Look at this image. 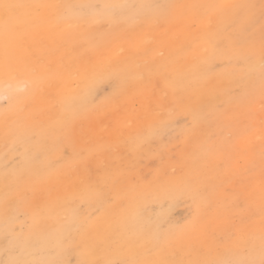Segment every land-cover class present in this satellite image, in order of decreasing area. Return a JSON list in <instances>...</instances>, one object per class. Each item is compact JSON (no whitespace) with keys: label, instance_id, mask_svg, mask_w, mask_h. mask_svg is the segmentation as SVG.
<instances>
[{"label":"rangeland","instance_id":"374dc122","mask_svg":"<svg viewBox=\"0 0 264 264\" xmlns=\"http://www.w3.org/2000/svg\"><path fill=\"white\" fill-rule=\"evenodd\" d=\"M0 11V264L264 261V0Z\"/></svg>","mask_w":264,"mask_h":264},{"label":"bare ground","instance_id":"6f19581e","mask_svg":"<svg viewBox=\"0 0 264 264\" xmlns=\"http://www.w3.org/2000/svg\"><path fill=\"white\" fill-rule=\"evenodd\" d=\"M58 1H60V0H58ZM63 3H64V2H63ZM124 3H125V2H124ZM9 4H10V3H9ZM104 4H105V3H104ZM104 4H103V6H104ZM3 5H4V4H3ZM10 5H11V4H10ZM53 5H54V4L51 5V8L53 7ZM64 6H65V5H64ZM55 7H56V6H55ZM91 8H92V7H91ZM37 9H38V8H37ZM94 10H95V9H94ZM94 10H93V11H94ZM9 11H10V10H9ZM0 12H1V11H0ZM47 12H48V10H47ZM56 12H57V11H56ZM3 13H4V12H3ZM3 13H2V14H3ZM64 13H65V12H64ZM82 13H83V12H82ZM4 14H6V13H4ZM4 14H3V15H4ZM51 14H52V13H51ZM61 14H63V13H61ZM90 14H91V13H90ZM52 15H53V14H52ZM5 16H6V15H5ZM54 16H55V15H54ZM95 16H96V15H95ZM1 17H2V15H1ZM62 17H63V16H62ZM68 17H69V16H68ZM70 17H72V16H70ZM87 17H88V15H87ZM63 18H64V17H63ZM99 18H100V17H99ZM101 18H102V16H101ZM101 18H100V19H101ZM87 19H88V18H87ZM153 19H154V18H153ZM8 20H9V19H8ZM122 20H123V19H122ZM154 20H155V19H154ZM156 20H157V19H156ZM84 21H85V20H84ZM93 21H94V22H93ZM125 21H126V20H125ZM157 21H158V20H157ZM67 22H68V21H67ZM92 22H93V24H94V23H95V20H92ZM110 22H111V21H110ZM117 22H118V21H117ZM75 23H76V22H75ZM107 23L110 24L109 22H107ZM63 24H65V23L63 22ZM97 24H98V23H96V25H97ZM99 24H101V22H100ZM99 24H98V25H99ZM105 24H106V23H105ZM105 24H104V25H105ZM111 24H112V23H111ZM22 25H23V24H22ZM46 25H47V24H46ZM46 25H45V28H46ZM102 25H103V24H101V26H102ZM124 25H125V24H124ZM124 25L122 24L123 28H124ZM48 26H49V24H48ZM48 26H47V28H48ZM53 26H55L54 28L56 29V28L58 27V24H57V25L54 24ZM56 26H57V27H56ZM120 26H121V24H120ZM127 26H128V25H127ZM140 26H141V25H140ZM140 26H139V27H140ZM69 27H70V26H69ZM103 27H104V26H103ZM109 27H110V26H109ZM112 27H113V26H112ZM112 27H111V28H112ZM117 27H118V26H117ZM45 28H44V29H45ZM67 28H68V26H67ZM67 28H65L64 30H65V31H69V30H67ZM72 28H73V26H72ZM76 28H77V27H76ZM111 28H110V29H111ZM114 28H115V26H114ZM121 28H122V27H121ZM123 28H122V29H123ZM49 29H51V28L49 27ZM55 29H54V30H55ZM60 29H61V27H60ZM68 29H69V28H68ZM70 29H71V28H70ZM46 30H48V29H45V33L47 32ZM51 30H52V29H51ZM73 30H74V29H73ZM80 30L82 31V29H80ZM103 30H104V29H103ZM114 30H115V29H114ZM129 30H130V29H129ZM41 31H44V30H41ZM84 31H85V30H84ZM132 31H133V30H131V32H132ZM49 32H50V31H48V33H49ZM63 32H64V31H63ZM74 32H78V30L76 31V29H75ZM126 32H127V34H128V33H131L130 31L128 32L127 30H126ZM38 33H39V35H41V34H40V31H38ZM41 33H43V32H41ZM45 33H43V35H44ZM50 33H51V32H50ZM55 33H57V35L59 36L58 33L61 34V31H60V32H59V31H58V32L55 31L54 34H55ZM79 33L81 34V32H79ZM52 34H53V32L51 33V35H49V39H50V40L52 39V38H51V37H52ZM43 35H42L41 39H42V40H46L45 38L43 39ZM57 35H56V36H57ZM74 35H75V34H74ZM119 35H120V34H119ZM129 35H130V34H129ZM56 36H55V39H57V37H58V36H57V37H56ZM85 36H86V35H85ZM85 36H84V38H85ZM109 36H111V35H109ZM45 37H47V36H45ZM80 37H81V35H80ZM95 37H96V36H95ZM135 37H136V34H135ZM59 38H62V37L60 36ZM150 38H151V37H150ZM150 38H149V39H150ZM49 39H48V41H49ZM85 39H86V38H85ZM94 39H95V38H94ZM149 39H148V40H149ZM38 40H39V39H38ZM57 40H58V39H57ZM59 40H60V39H59ZM59 40H58V41H59ZM135 40H136V38H135ZM39 41H41V40H39ZM44 42H45V41L40 42V43H44ZM50 42H52V41H50ZM55 42H56V41H55ZM55 42H52V44H54ZM113 42H114V41H113ZM128 42H129V41H128ZM59 43H60V41H59ZM81 44H82V43H81ZM129 44H130V43H129ZM79 45H80V43H79ZM83 45H84V43H83ZM83 45H82V46H83ZM105 45H106V44H105ZM118 45H120V44H118ZM122 45L124 46L125 44H122ZM223 45H224V44H223ZM47 46H48V45H47ZM71 46H75V45H71V44H70V48H72ZM98 46H99V45H98ZM139 46H140V45H139ZM204 46H206V45H204ZM35 47H36V46H35ZM78 47L80 48L81 46H78ZM87 48H88V47H87ZM90 48H92V47H90ZM95 48H96V47H95ZM99 48H100V47H99ZM103 48H105V47H103ZM148 48H149V47H148ZM67 49H69V47H68ZM123 49H124V47H123ZM158 49H159V48H158ZM206 49H207V48L205 47V50H204V51H206ZM116 50H117V49H116ZM118 50H119V49H118ZM142 50H143V49H142ZM67 51H68V50H67ZM69 51H70V50H69ZM69 51H68V52H69ZM143 51H144V50H143ZM112 52H113V51H112ZM144 52H147V51L145 50ZM113 53H114V52H113ZM63 54H64V53H63ZM66 54H67V53H66ZM105 54H106V53H105ZM82 55H84V54H81V56H82ZM87 55H88V53H87ZM90 55H92V54H90ZM90 55H89V57H92V56H90ZM114 55H115V54H113L112 56H114ZM131 55H132V53H131ZM60 56H61V55H60ZM60 56H59V57H60ZM67 56H68V57L70 56L69 53L67 54ZM85 56H86V55H85ZM100 56H101V55H100ZM100 56L98 55V58H100ZM115 56H117V54H116ZM59 57H58V58H59ZM63 57H64V56H63ZM63 57H62V58H63ZM68 57H65V58H68ZM102 57H103V56H102ZM125 57H126V56H125ZM125 57H124V58H125ZM127 57H128V56H127ZM139 57H140V56H139ZM65 58H64V61H65ZM85 58H86V57H85ZM98 58H97V59H98ZM106 58H107V57H106ZM88 59L91 60L92 58H88ZM88 59H87V60H88ZM5 60H6V58H5ZM56 60H57V61H55V62L58 63V60L61 61L62 59L59 58V59H56ZM77 60H78V58H77ZM107 60H109V59H107ZM110 60H111V58H110ZM110 60H109V61H110ZM137 60H139V59H137ZM66 61H67V59H66ZM70 61H72V60H70ZM73 61H76V60H73ZM73 61H72V62H73ZM85 61H86V59H85ZM121 61H122V60H121ZM123 61H125V60L123 59ZM38 62H39V61H38ZM55 62L52 63V64H53L52 66H54V65L56 64ZM62 62H63V61H62ZM62 62H61V63H62ZM115 62H116V64L118 63L117 61H115ZM115 62H114V63H115ZM136 62H137V61L134 60L133 64H134V63L136 64ZM11 63H12V62H11ZM59 63H60V62H59ZM59 63H58V64H59ZM69 63H70V62H69ZM69 63H68V64H69ZM139 63H140V62H139ZM49 64H50V63H49ZM62 64H63V63H62ZM84 64H87V63L85 62ZM98 64H99V63H98ZM98 64H95L94 66L96 67V65H98ZM69 65H70V64H69ZM72 65H73V67H74V64H72ZM91 65H92V64H91ZM118 65H119V64H118ZM139 65H140V64H139ZM52 66H51V64H50V66L46 67V69H47V68H50V67L53 68ZM70 66H71V65H70ZM70 66H69V67H70ZM94 66H92V68H93ZM107 66H108V65L105 66V69H106ZM120 66H121V64H120ZM135 66H136V65H135ZM5 67H6V66H5ZM73 67H72V68H73ZM84 67H85V66H84ZM109 67H110V66H109ZM10 68H11V67H10ZM92 68H91V69H92ZM12 69H13V68H12ZM44 69H45V68H44ZM68 69H69V68H68ZM85 69H86V67H85ZM94 69H95V68H94ZM111 69H112V68H111ZM125 69H126V67H125ZM138 69H139V68H138ZM33 70H36V69H33ZM73 70H74V69H72V71H73ZM86 70H87V69H86ZM151 70H153V69H151ZM103 71H104V70H103ZM107 71H109L108 67H107ZM126 71H127V69H126L124 72H126ZM14 72H15V71H14ZM31 72H32V71H31ZM34 72H35V71H34ZM74 72H75V71H74ZM76 72H77V71H76ZM76 72H75V73H76ZM83 72H85V71H83ZM87 72H88V70H87ZM105 72H106V71H105ZM156 72H157V71H156ZM72 73H73V72H72ZM80 73H81V72H77V74H80ZM101 73H103V72H101ZM127 73H128V72H127ZM142 73H143V72H140V74H142ZM13 74H14V73H13ZM69 74L71 75L70 72H69ZM81 74H82V73H81ZM91 74H92V73H91ZM103 74H104V73H103ZM121 74H123V73H121ZM133 74H134V73H133ZM40 75H41V74H40ZM118 75H119V74H118ZM144 75H145V74H144ZM84 76H85V75H84ZM112 76H113V75H112ZM139 76H140V75H139ZM71 77H73V76H71ZM71 77H70V79H71L72 81H73L74 79H75V81L78 80V79H76L75 77H74L73 79H72ZM77 77H78V75H77ZM91 77H92V76H91ZM99 77H100V72H99ZM1 78H2V77H1ZM85 78H86V77H85ZM92 78H93V77H92ZM95 78H96V77H95ZM102 78H103V77H102ZM139 78H140V77H139ZM146 78H147V76H146ZM148 78H149V77H148ZM183 78H184V77H183ZM149 79H150V78H149ZM79 80H80V79H79ZM79 80H78V81H79ZM92 80H93V79H92ZM95 80L98 81V80H100V79H95ZM101 80H102V79H101ZM101 80H100V81H101ZM126 80H127V79H126ZM112 81H113V80H112ZM140 81H142V80H140ZM147 81H148V80H147ZM81 82H82V81H81ZM109 82H110V81H109ZM6 83H7V82H5V84H6ZM11 83H12V82H11ZM22 83H23V82H22ZM20 84H21V83H20ZM81 84H83V82H82ZM130 84H132V83H130ZM139 84H141V83L139 82ZM9 85H10V84H9ZM13 85H14V84H13ZM23 85H25V83H24ZM77 85H78V84H77ZM116 85H117V84H116ZM133 85H135V84H133ZM27 86H28V85H27ZM69 86H70V85H69ZM10 87H11V85H10ZM24 87H25V86H24ZM70 87H71V86H70ZM79 87H80V83H79ZM142 87H143V86H142ZM66 88H67V87H66ZM71 88H72V87H71ZM77 88H78V86L76 87V89H77ZM95 88H96V87H95ZM32 89H33V88H32ZM76 89L74 88V90H76ZM165 89H167V88H165ZM67 90H68V89H67ZM74 90H70V89H69L68 91H74ZM116 90H117V89H116ZM168 90H169V89H168ZM114 91H115V90H114ZM23 92H25V91H23ZM84 93H85V92H84ZM93 93H94V92H93ZM112 93H113V92H112ZM165 93H166V92H165ZM167 94H168V93H167ZM8 95H9V94H8ZM17 95H18V94H17ZM6 96H7V95H6ZM168 96H169V95H168ZM1 97H3V95H2ZM103 97H104V96H103ZM119 97H120V96H119ZM43 98H44V97H43ZM88 98H89V97H88ZM166 98H167V97H166ZM117 99L120 100L119 98H117ZM168 99H169V98H168ZM22 100H23V99H22ZM12 101H13V100H12ZM40 102H41V101H40ZM118 102H119V101H118ZM118 102H117V103H118ZM117 103H116V104H117ZM168 103H169V102H168ZM24 104H25V103H24ZM120 105H121V104H120ZM120 105H119V106H120ZM168 105H169V104H168ZM168 105H167V106H168ZM21 106H23V104L20 105V108L22 109ZM127 106H128V105H127ZM59 107H60V106H59ZM59 107L56 106L55 108L58 109ZM91 107H92V106H91ZM121 107H122V106H121ZM133 107H134V106H133ZM170 107H172V106L170 105V106H169V109H170ZM4 108H5V107H4ZM119 108H120V107H119ZM129 108H132V107H129ZM129 108H128V109H129ZM2 109H3V108H2ZM21 109H20V110H21ZM57 109H56V110H57ZM123 109H124V107H123ZM128 109H127V111H129ZM169 109H168V110H169ZM7 110H8V109H7ZM18 110H19V109H18ZM20 110H19V111H20ZM5 111H6V110H5ZM115 111H116V110H115ZM17 112H18V111H17ZM17 112H14V113H17ZM54 112H56V111H54ZM58 112H59V110H58ZM68 112H69V111H68ZM10 113H12V112H10ZM14 113H13V114H14ZM112 113H113V112H112ZM7 114H8V113H7ZM57 114H58V113L56 112V115H57ZM139 114H141V113H139ZM123 115H124V114H123ZM123 115H122V117H123ZM14 116H15V114H14ZM45 116H47V115H45ZM65 116H66V115H65ZM78 116H79V115H78ZM95 116H96V115H95ZM11 117H13V115H11L9 118L11 119ZM34 117H35V116H34ZM34 117H33L32 119H34ZM79 117H81V115H80ZM5 118H8V117H5ZM13 118H14V117H13ZM95 118H96V117H95ZM1 119H2V118H1ZM10 119H9V120H10ZM3 120H4V122H5V119H3ZM3 120H2V121H3ZM7 120H8V119H7ZM111 120H112V118H111ZM95 121H96V120H95ZM120 121H121V119H120ZM8 122H9V121H8ZM8 122H7V123H8ZM65 122H66V121H65ZM81 122H82V121H81ZM0 123H1V122H0ZM93 123H95V122H93ZM112 123H113V122H112ZM5 124H6V123H5ZM113 124H114V123H113ZM117 124H119V123H117ZM117 124H116V125H117ZM37 125H38V124H37ZM114 125H115V124H114ZM0 126L3 127L2 124H0ZM14 127H15V126H14ZM96 127H97V126H96ZM0 128H1V127H0ZM5 128H6V126H5ZM53 128H54V127H53ZM259 128H260V127H259ZM262 128H263V127H262ZM7 129H8V128H7ZM27 129H28V128H27ZM34 129H35V128H34ZM4 130H5V129H4ZM260 133H261V134H264V133H262V132H260ZM6 134H7V133H6ZM6 134H5V135H6ZM46 135H47V134H46ZM62 136H63V135H62ZM260 137H262V136L260 135ZM29 138H30V137H29ZM29 138H28V139H29ZM31 138H32V137H31ZM33 138H34V137H33ZM50 138H51V137H50ZM59 140H60V139H59ZM17 141H18V139H17ZM60 141H61V140H60ZM65 141H66V140H65ZM9 143H10V142H9ZM21 144H22V143H21ZM63 144H64V142H63ZM247 144H249V143H247ZM252 144H253V143H252ZM252 144H251V146H250L249 148H250V150H252V151L255 153V156H257V157H259V158H264V142H263L262 144H260V141H259V142L256 143V144H253V145H252ZM49 145H50V144H49ZM242 145H243V144H242ZM259 145H260V147H259ZM9 146H10V145H9ZM19 147H20V146H19ZM61 147H63V146H61ZM244 149H245V147H244ZM29 150H31V149H29ZM21 151H22V150H21ZM247 151H248V150H247ZM249 155H250V154H249ZM247 156H248V155H247ZM253 156H254V155H253ZM247 158H248V157H247ZM251 158H253V157H251ZM218 160H220V159H218ZM248 160H249V159H248ZM256 163H257V162H256ZM12 164H13V163H12ZM18 164H19V163H18ZM17 166H18V165H17ZM214 166H215V165H214ZM25 168H26V167H25ZM58 170H59V169H58ZM16 172H17V171H16ZM25 172H26V171H25ZM0 173H1V171H0ZM13 174H14V173H13ZM15 174H16V173H15ZM33 175H34V174H33ZM41 175H42V173H41ZM7 177H8V176H7ZM0 178H1V177H0ZM3 179H4V178H3ZM10 179H11V178H10ZM262 184H263V183H262ZM262 184H261V187H262ZM252 191H253V190H252ZM255 202H256V201H255ZM259 202H260V201H259ZM257 230H258V228H257ZM262 230H263V229H262ZM262 233H263V232H262ZM257 235H258V233H257ZM258 244H259V243H258ZM262 245H263V244H262Z\"/></svg>","mask_w":264,"mask_h":264},{"label":"snow or ice","instance_id":"6c2138e0","mask_svg":"<svg viewBox=\"0 0 264 264\" xmlns=\"http://www.w3.org/2000/svg\"><path fill=\"white\" fill-rule=\"evenodd\" d=\"M11 7H12V5H9V4H4V5H3V8H4L5 10H7V9H9V8H11ZM261 264H264V261H262Z\"/></svg>","mask_w":264,"mask_h":264}]
</instances>
